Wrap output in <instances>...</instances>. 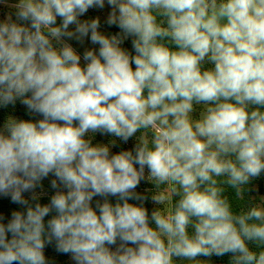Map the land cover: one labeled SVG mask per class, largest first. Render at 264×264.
I'll return each mask as SVG.
<instances>
[{
	"label": "clouds",
	"instance_id": "1",
	"mask_svg": "<svg viewBox=\"0 0 264 264\" xmlns=\"http://www.w3.org/2000/svg\"><path fill=\"white\" fill-rule=\"evenodd\" d=\"M106 4L114 34L81 19ZM0 8V106L42 117L0 128V195L26 207L0 216V264H48L53 241L75 264H264V196L248 195L264 174V0ZM50 174L55 193L33 206L23 194Z\"/></svg>",
	"mask_w": 264,
	"mask_h": 264
},
{
	"label": "trees",
	"instance_id": "2",
	"mask_svg": "<svg viewBox=\"0 0 264 264\" xmlns=\"http://www.w3.org/2000/svg\"><path fill=\"white\" fill-rule=\"evenodd\" d=\"M117 31H119V29L115 26H112V27H108L107 30L103 32H105L106 34H114ZM122 46L127 48L129 51L132 50L130 40L126 41L124 45ZM210 66L211 65H206V67H210ZM19 101H20L19 99L16 101L15 105L12 106L13 109L11 113L8 115H4V118H6L7 121L9 118L17 119V120H21V119L22 120H36V118H38V115L29 113L26 106L20 103ZM252 188H253V191L249 192L248 195L252 197H256V195L264 196V174H262L259 179L252 182ZM140 193H145V192L140 191ZM226 194L232 200L234 208H236V210H239L238 209L239 203L235 200L234 192L231 189H229L227 190ZM51 196L52 195L37 197V200H32V197H26V198L29 199V202L33 204L34 206L36 202H39L41 204L49 203ZM110 200L113 203H115L114 197L110 198ZM130 202L138 203L136 201H130ZM94 206H95V201L93 202V207ZM145 206L149 210V213H151L153 208H152V202L150 199L145 202ZM14 210L26 212V207L12 203L10 200V197L1 196L0 197V216L4 217L5 223H7L9 219H11V213ZM54 214L55 213H51L49 217H46L45 223L47 222V219H49L51 215H54ZM189 231L191 232V229H189ZM44 252H45V256L48 261V264H64L63 262L65 261V258L68 256L67 254L59 253L56 251L55 241H53L52 244L47 245ZM230 255L231 254H227L223 257L212 256L210 257V259L213 261L214 264H230ZM200 258H206V257H200Z\"/></svg>",
	"mask_w": 264,
	"mask_h": 264
},
{
	"label": "rangeland",
	"instance_id": "3",
	"mask_svg": "<svg viewBox=\"0 0 264 264\" xmlns=\"http://www.w3.org/2000/svg\"><path fill=\"white\" fill-rule=\"evenodd\" d=\"M10 2L14 3L16 2V0H10ZM110 7L107 6V4L105 5V7L103 9H98V8H93V9H89V11L86 13V15L84 17H81V19H91V18H95L97 16L100 17V21H101V31H106L107 28L109 26L106 25L105 21L107 18L108 13L110 12ZM10 11V9L8 8H0V20L4 19V16L6 13H8ZM13 19H15V17L13 16ZM59 22V21H58ZM70 43L73 44V46L77 49L78 52H80L81 54L83 53V51L85 50V48H92V47H98V46H93L91 45L87 40L85 41L84 45L81 46L80 44L76 43L74 40L73 41H69ZM83 63V61H82ZM20 102V101H19ZM21 103V102H20ZM14 105L9 104L6 107L0 106V128H3V125L7 122L6 118H4V115H8L11 113L12 109ZM42 117L38 116V118H36V120L40 119ZM91 135V134H89ZM139 135V133L137 134ZM112 139L111 137L108 136H101L99 134H96V136L93 138V143H108L109 140ZM135 138H131L129 139V141L125 144L122 141L117 140V147L112 149V152H118L121 150H129L132 149L134 147L135 144ZM54 177L50 174L49 177L45 178L42 182L40 187H37L34 192H26L23 195L25 197H32L33 195H35L36 197H42V196H47V195H53L55 193V189H52L50 187V181L53 179ZM153 186L146 182V181H142L141 184L138 186L137 191L140 192H145V190L147 189H151ZM2 195H0L1 197ZM260 195H256V197H259ZM95 199H101L99 197L95 198ZM94 199V201H95ZM93 201V202H94ZM155 207H157L156 205H154L152 203V208L154 209ZM68 256L65 258V261L63 262L64 264H75L74 261H72L70 254H67ZM200 259H205V260H209L210 264H214L213 261L210 258H200Z\"/></svg>",
	"mask_w": 264,
	"mask_h": 264
}]
</instances>
